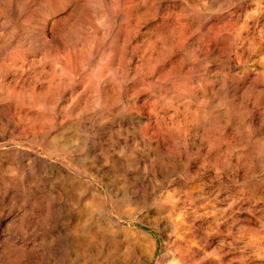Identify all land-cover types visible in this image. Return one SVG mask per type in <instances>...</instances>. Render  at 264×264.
Masks as SVG:
<instances>
[{
    "label": "bare ground",
    "instance_id": "bare-ground-1",
    "mask_svg": "<svg viewBox=\"0 0 264 264\" xmlns=\"http://www.w3.org/2000/svg\"><path fill=\"white\" fill-rule=\"evenodd\" d=\"M148 1L153 6L157 2ZM189 1L191 0L180 1L181 12L173 15L176 26L172 23L167 24L168 26L161 23L154 34L155 40L162 45L171 39V49L166 53L156 50L157 45L153 42L154 39L151 40V34L142 35V47L133 49L130 54L125 49L131 34H127L126 24L132 20L131 16L134 17L131 15L132 10L145 0H111L115 8H111L112 11L108 13L104 12L105 1L100 0L99 23L91 24L88 33L76 24L68 29V16L58 15L51 18L62 11V0L42 2L43 10L40 8L41 11L29 14L25 12L27 15L24 13V16L23 10H19L24 6L22 3L23 6L17 9V13L15 9V14H10L14 21L19 22L22 32L19 37L15 36L18 40L14 41L11 52L8 47L12 32L9 31L12 33L9 36L6 32L9 39L0 42V140L7 139L21 148L13 152L6 151L3 155L0 153V264H97L91 257V251H96L101 260L100 264H150L153 247L139 230L131 228L139 219L114 222L101 191L83 179L96 181L101 189H107L105 177L110 173L134 174L135 184L139 187L146 181L148 170L152 171L153 177L163 173L168 176L171 171L168 173L169 164L161 160L163 146L161 147L160 142L166 144L168 161L173 162L171 164L178 168L180 174L189 171L193 157L201 161L202 168L199 167L201 169L197 168L198 170H202L205 165L210 166L214 160L219 167V172L215 173L218 174L217 178H227L228 174L235 176L240 167L245 168L247 174H252L254 167H260L259 164L264 163V160H259L264 159V111L260 109L261 103H264V8L260 9V5L264 3L252 0L256 2L253 10L241 6L231 10L227 18L225 16L220 19L211 16L212 14L201 15V11L190 9L187 5ZM200 1L202 3L203 0ZM227 1H224L225 5L228 4L225 3ZM31 3L32 6L34 3ZM172 6L177 7L176 3ZM255 14L258 15L257 18L252 19ZM3 16L0 14V39L6 31V20L10 19L8 15ZM85 17L89 21L90 17ZM141 21L142 25L145 24L144 20ZM119 36L125 37L124 47L118 46L121 48L118 52L121 61L118 63L121 62L123 67L119 66L122 68L120 80L109 91L103 80L95 79L97 85L93 86L97 87L93 94L96 93L97 97L93 105L87 107L82 103V99L88 97L87 87L82 88L85 76L87 77L83 70V63L87 62L84 60L86 57L83 48L93 43L90 52L92 58L88 62H105L99 58V54L102 47L108 44L110 55L108 56V52L104 53L109 57L107 68L110 69L113 67L115 55L118 54L114 47ZM12 44L11 42L10 46ZM211 54H215L222 61L225 59V64L221 63L224 68L219 69V72L210 70L212 64L208 67L207 60ZM252 57L255 59L252 66L256 69L248 70ZM133 58L137 60L135 65L132 64ZM245 69L253 71L251 77L246 76ZM19 70L21 75H18ZM112 70L116 75L114 69ZM241 75L244 76L243 81L239 78ZM7 78L11 79L8 83ZM128 83L131 84L130 87L127 86ZM101 104L105 110L98 112L95 106ZM107 108H111V111ZM115 123L118 126L116 130L113 128ZM228 128L233 129L242 146H245L240 154L233 155L234 152L229 151ZM129 132L132 134L131 137L128 136L130 138L120 144L113 143L112 140L119 134ZM67 136L73 141H79L84 146L85 153H77V150H72L62 141H56L57 138L63 139ZM107 142L110 144L107 145ZM248 144L253 148L246 149ZM237 145L236 148L241 146ZM35 151H38L37 154ZM174 152L179 154L172 157ZM233 157L235 161H232ZM242 159L249 163H244L243 166L240 163L244 161ZM174 176L178 177L175 174ZM257 177L260 180L256 179L258 182L255 184L259 186L264 183V172L260 170ZM189 179L193 181L192 177ZM209 183L207 185L212 187V182L210 185ZM114 185V182H109L110 187ZM187 193L188 191L185 194ZM84 199L89 200L91 207L89 204L83 205ZM171 201L173 203V200L169 202ZM120 208L115 207L117 215L132 217L131 212H122ZM199 216L202 217L201 214ZM121 223H126L127 227H123ZM138 223L143 224L142 221ZM147 226L149 225L145 224ZM173 233L175 235L176 232ZM185 237L180 239L188 238ZM173 238L175 240L171 244L176 247L173 252L176 253L180 249V245L177 246V234Z\"/></svg>",
    "mask_w": 264,
    "mask_h": 264
},
{
    "label": "rangeland",
    "instance_id": "rangeland-1",
    "mask_svg": "<svg viewBox=\"0 0 264 264\" xmlns=\"http://www.w3.org/2000/svg\"><path fill=\"white\" fill-rule=\"evenodd\" d=\"M12 1H13V3H12ZM31 1H33V0H31ZM31 1L30 0H11V1L10 0H8V1L6 0L5 3H4V0H0V2H1L0 3V14L4 15V16L5 15L9 16L10 14L13 15V14H15V9H16V13H17L18 12L17 9L21 8L23 5L24 6L22 7V9H19L20 12H22L21 10H23V12H22L23 16L26 13L29 14V12H36V11L39 12V11L44 9L43 3L45 1H48V0H41V1L40 0H35V1L32 2L34 4H32ZM38 1H40V3ZM59 1H61V0H59ZM74 1L75 0H72V1L71 0L70 1L69 0H62V3H63L62 4L63 5L62 11L57 12L51 18H54V17H56L58 15L68 16V22H67V28L68 29H69V27L71 28L72 24H74V25L76 24L77 27H79L81 29H84V31L86 33H88L91 24L96 25V24L99 23V18H100L99 12L101 10L100 0H76L75 1L76 3ZM104 1H105L104 12L108 13V12L112 11L111 8H115L114 4L111 3V0H104ZM156 1L157 2L153 6V5H150V2L148 0H145V2L143 4L141 3V5L140 4L138 5L140 7L137 6L136 7L137 9L134 8L132 10L131 15H133L134 17L131 16L132 20H130V22H129L130 25H129V23L126 24V28L128 30L127 34L131 33V34H129L130 37L128 36L130 42H128L129 44H127L128 47L129 46L130 47L128 48L127 45H125V49L127 48L126 49L127 53L130 54L131 52L134 51L133 49H135V48L137 49L138 47H142L143 39H141L140 37L148 36L150 34H151V40L153 41V39H154L153 42L154 43L156 42V45H157L156 46V50L158 49L157 51L166 53L168 50L171 49L170 45H169L170 42H171V39H169V40H167L165 42V44H167V45H165V44L162 45V44L158 43L157 40H155L156 37L154 38V36H155L154 34H155V32H157L159 30V27H160L161 23H163L166 26L172 25V24H173V26L174 25L176 26L177 22L174 21L175 17L173 15H174V13L176 14V12L177 13L181 12L180 11L181 8L179 6L181 5L182 2H180L181 0H163V1L156 0ZM197 1H199V2H197ZM204 1L205 0L202 1L203 5H201L202 3H201L200 0H191V1H189L187 3V5L190 7V9H192L194 11H197V10H198V12L201 11L199 13L201 15L205 14L206 16H208V15L212 14L211 16L219 17L220 19H223L225 16H226L225 18H227L229 16V14L233 10H235L237 8H240L241 6H247L251 10H253V8L256 7L255 6L256 2H254L252 0H247V1L235 0V2H234V0H228L227 2H225L226 4L230 3L229 4L230 6L228 4L227 5L224 4V1H226V0H224V1H221V0H206L207 3H206V1L204 3ZM209 1H210V3H209ZM232 1L234 3V6H233ZM64 2H66V3H64ZM220 2L221 3L223 2L224 5L220 4ZM236 2H237V4H236ZM6 3H8L9 5L8 4L6 5ZM22 3H23V5H21ZM25 3H26V5H25ZM30 3L32 4V6L30 5ZM172 3L173 4L176 3L177 7L176 8L173 7ZM198 3H200V4H198ZM214 3H215L216 6L218 5L217 6L218 8L214 5ZM260 3H264V0H260ZM10 4H11V6H10ZM13 4L16 5V7ZM19 4H20V7H19ZM35 4H37V5H35ZM38 4H40V5H38ZM74 4H76V6ZM243 4H246V5H243ZM108 5H110V6L112 5V7H110ZM204 5H206L205 8H204ZM13 6H14V8H12ZM26 6L29 7V9ZM35 6H37L39 9L37 7L35 8ZM152 6L156 10L154 8H152ZM219 6H220V9H219ZM96 7H98V8H96ZM196 7L199 8L200 10L197 9ZM8 8H9V10H8ZM24 8H25V10H24ZM32 8H34V10H32ZM40 8H41V10H40ZM212 8H214V10H212ZM262 8H264V5L261 4L260 5V9H262ZM26 9L28 11H26ZM142 9H145L146 11L142 10ZM215 9H217V11ZM221 9H223V10H221ZM6 10L10 11V13L8 11H6ZM95 10H97V12H95ZM138 10H139V12H137ZM147 10H148V12H147ZM208 11H209V13H208ZM69 12H70V15H68ZM91 12H92V14H94L93 16H92ZM164 12L168 13V14H165ZM262 12H264V10H262ZM88 13H89V15H88ZM143 13H144V15H141ZM170 13H171V15H170ZM255 15H253L252 19L257 18L258 15L257 14H255ZM85 16L90 17L92 19L90 20V18H89V21H88V19ZM136 16H137V18H136ZM9 17H10V19L8 18L6 20V23H5V25H6L5 26V30L6 31H5L4 35H2L3 37L1 36V39H0L1 41L0 42H3L2 40H5V41L8 40L9 38H7V37L10 34L13 33L12 35H10V38H11L10 44H11V42L13 44L11 46L9 44V47H8V51L11 52L12 48H14V46H13V45H15L14 43L17 42V40H18L17 37H19V34L21 35L22 27H20L21 25L19 24L18 21H17L18 23L16 21H14V19H13V17H11V15ZM83 17H85L87 20L85 18H83ZM96 17H97V19H96ZM141 17H142V19H141ZM163 17H165V18H163ZM80 19L82 21H80ZM139 19H140V22H138ZM141 20H144L143 23H145V24L142 25V21ZM82 22L85 23V24H83ZM77 23H79V25ZM136 24H137L138 27H136ZM13 25H14L15 29L18 27L17 28L18 30L17 29L15 30L14 28L12 29ZM9 28H11V29H9ZM130 28H132L131 31H130ZM13 30H14L15 33L13 32ZM137 30L139 32H137ZM9 31L12 32V33H9ZM19 31H20V33H19ZM6 32H8V34ZM145 32L146 33L149 32V33L146 34ZM6 34L8 35L7 37H6ZM133 34H135V37H133ZM15 36H17V37H15ZM120 37H122V36H119V38L117 40L118 41L117 43L119 44V42H120V44L118 45L116 43V46L114 47L115 50H116V54L121 50V48L124 47L123 46V40H124L125 37H122V38H120ZM93 45L94 44L92 43L91 45L83 48V51H84L83 54H85V57H86L84 60L87 61L86 63L84 61L85 65L83 63V70L85 71V73H87L85 75H87V77L89 79L85 76V80H84V84H83L82 88L85 86L84 88L86 89V87H87V89H88L87 96L88 97H84L82 99V103L84 105H86L87 107L92 106L93 102L95 101V98L97 97L96 93L93 94L94 92H96L95 88L97 87V86L96 87L93 86L94 84L97 85V81L95 79L103 80L105 82V87L108 88V90L110 91V88L112 87V85L118 83V81L120 80V78H119L120 76L119 75H121L122 68H123L121 66V62H120V64L118 63L119 61H121V59L119 58L120 57L119 53L117 54V56L115 55V57H114L115 59L113 60V62H114L113 63V67L110 68V69L107 68V67H109V66H107L108 63H109V60L107 61V59H109L108 56L110 55L109 52L111 51V49H110L108 44H106L105 47H102V49L100 50L101 52L99 54V58L102 59V60H105L106 63L104 61H101V60L100 61L96 60L97 62L94 61L93 63H92V61L88 62L92 58V54L90 52H91V48H92ZM120 45H121V48H119ZM163 46L165 47L164 48L165 50L162 48ZM160 48H162V49H160ZM103 49H104V51H103ZM102 51H103V53H102ZM104 52L106 54L108 52V56H105ZM106 57H108V58H106ZM215 57H216L215 54H211L210 55L211 59L209 58L207 60V64H208V67H209V64H212V65H210V70H212V69H213V71H217L218 70L217 72H219V69L224 68L221 65V63L224 65L225 64V59H223V61H222V59L216 57L218 59V61H217V59ZM135 59L136 58L132 59V62H133L132 64H134V65L137 64V60H135ZM209 60H210V62H209ZM134 61H136V62H134ZM211 61L214 62V63H211ZM254 61H255V59L253 60V57H252L250 62H249V64L250 63L251 64L250 65L248 64V70H255L256 69L255 66H252V65H254V63H253ZM0 62H1V60H0ZM90 64H92L91 65L92 67L90 66ZM93 64H94V66H93ZM100 64H101V66H100ZM104 64H106V67H105ZM114 64H115V66H114ZM103 65H104V67H102ZM116 65H118L117 66L118 69L121 68V67L122 68L118 70V69H116ZM17 66L19 67V65H17ZM119 66H121V67H119ZM88 68H89V70H93V71H89ZM101 69L103 71L104 70H107V71L109 70V71H108V73H107V71L106 72L104 71L105 72L104 73ZM112 69H114V71L116 72V75H115V73L112 72L113 71ZM95 70H97L98 73ZM117 70L120 72V74H118L119 72ZM100 71H102L103 74ZM109 73H111V74H109ZM244 73L246 74L247 77L248 76L251 77L252 74H253V71L250 72V71H246V69H245ZM21 74L22 73L19 70L18 71V75H21ZM92 74H94L93 76L96 75L95 76L96 78L93 77ZM108 75H109V77H108ZM242 76L243 75L239 76V78L241 77L240 79L243 81L244 76L243 77ZM9 81H11V79L7 78L6 79V83H8ZM94 81H96V82H94ZM127 86L130 87L131 84L128 83ZM92 87H94V88H92ZM90 88H92V89H90ZM107 93L110 95L109 92H107ZM95 108H96V110L98 112H100L101 110H105V108H104V106L102 104L101 105H96ZM107 109L110 110L111 108H107ZM260 109L262 111H264V103H261ZM117 127L118 126L115 123L113 128L116 130ZM232 131H233L232 128H228L227 129L228 141H229V144H228L229 151H233L234 152L233 155L240 154L239 152L242 151L244 145L242 146L241 142L238 140L239 139L238 136H236L234 131L233 132ZM128 136H130V137L132 136L131 132H129V133H121V134H119V136L115 137L114 140H112V141H113L114 144H120L123 141H125L127 138H130ZM63 139L62 138H57L56 141H62L63 143H65L67 145V147L72 148V150H77V153H80V154L81 153L82 154L85 153L84 148H83L84 146L79 141H73L68 136H67V138L64 137ZM152 140L154 141V139H152ZM0 141H1V144H0V153H1V155H3V153L6 152V151L7 152H13V151L18 150V149L21 148L19 146L17 147L16 144H13V143L11 144L9 142V140H7V139L0 140ZM8 143H10V144H8ZM106 144L109 145L110 142L109 143L107 142ZM160 145H161V147L163 146L162 149L164 148V150L161 149V155H160L161 156V160H162V162H166L167 165L169 164V166H167L168 173L171 171L170 173L172 174V176H171L170 173H169L168 176H166V174L163 173V174H161V176L160 175H156L155 176L156 178H155V177L152 176V171L148 170L146 172L148 174V176L146 175V177H147L146 181H144L143 185H141L139 187V185L135 184L134 178L136 177V175H134V174L127 175L124 172L110 173V174L107 175V177H105V183H107V185H108L107 189H104V188L101 189L99 184L96 181L90 182L88 179H83L82 178L83 180L87 181L89 184L93 185L94 188L96 187V189L101 191L102 198L107 201L108 208H109L108 210L109 211L111 210L110 211V213H111L110 216H111V219H113L114 222H118L119 220L120 221L121 220H125L126 221V220H129V219H132V220H135V221H137L139 219L138 221H142L143 222V224H142L143 226L141 224H139L138 221H137V222H135V224L133 226H131V228H135L137 231L139 230L138 232L143 237H145L149 241V243L151 244V247H153L151 249V252L153 253V259H152L150 264H161V263L165 264L166 261H167L166 264H264V253H262V252H264V247H262V246H264V197H262V195H264V183L260 184L259 186H257L255 184V182H258L256 179L260 180L257 177L259 175V173H260V170H262V172H264V166H262V165H264V163L259 164V166L261 165L260 167H254L253 168L254 170H252L253 172L251 171L252 174L251 173L247 174L245 168L243 169L242 167H240L239 169L241 170V172L239 170L237 175H235V176L233 174H228L227 178H225L226 176L224 178H217L218 174H215V173L219 172V171L217 172V170H219V167L216 165L214 160H212L214 163L211 162L212 164L210 166L209 165H207V166L205 165V167L202 170H198V169L202 168L201 167V161L197 157H193L195 159L191 158L192 165L189 168V171H187V173H185V174H183V173L180 174L181 172L178 170V168L175 167V165H172L173 162L172 161H168L169 152H167L166 144L160 142ZM236 145L237 146L241 145L242 146V147L240 146L241 149H239L240 147L236 148ZM244 148H245V146H244ZM249 148L252 149L253 146L248 144V146H246V149H249ZM37 152L35 151L36 154H37ZM176 154L178 155L179 153L178 152H174L172 157L177 156ZM244 159H242V160H244ZM4 160H7V159L4 158ZM259 160L261 162L264 159L260 158ZM232 161H235V157H233ZM244 161L240 162V163L243 164V166H244V163L245 164L249 163L247 160H244ZM5 162H7V161H5ZM199 167H201V168H199ZM260 168H262V169H260ZM208 169H209V171H208ZM177 170L179 171V173H178ZM255 170H256L257 173L255 172ZM191 172H193V173H191ZM202 172H205V173L203 174ZM174 174L177 175L178 177L174 176ZM208 174H210V175H208ZM242 174H243V176L246 175V176H244L245 178L241 176ZM165 176L168 177V178H170V177H172V178L168 181V178H166ZM236 176H237V178L239 180H237ZM189 177H192L193 181L190 180L191 178L189 179ZM246 177H247L248 180L246 179ZM150 178L153 179V180H151ZM187 178L189 179V181H188ZM155 179H156V181H154ZM177 179H179V180H177ZM200 179L202 180V183H201ZM148 180H150V182H152V183H149ZM182 180L184 182H182ZM231 180H232L233 183L231 182ZM241 180H243V181H241ZM249 180H250V182H249ZM209 181L212 182V187L210 185L211 182L209 183ZM109 182H114L115 185L110 187L109 186ZM205 182H206V185H204ZM208 183H209L210 186L207 185ZM234 183H236V185ZM145 184H147V185L151 184L150 185L151 187L147 186V185L144 186ZM201 184H203V185H201ZM213 185L214 186L216 185V186L214 187ZM220 185H222V186H220ZM224 185H225V187H224ZM131 187H132V189H131ZM261 189H262V191H261ZM186 190L188 191L187 194H189V195L185 194L187 192ZM140 191H142V193H140ZM254 191H256L257 193L259 192V193L257 194ZM58 193L60 194V192H58ZM191 194H192V196H191ZM196 195H197V197H196ZM214 195H215V198H214ZM189 196H191L190 199H189ZM202 196H203L204 199L202 198ZM128 198H130V199H128ZM193 198H195L194 201H193ZM85 200H86V203H85ZM138 200H141V201H138ZM170 200H173V203H172V201L169 202ZM181 200H183V201H181ZM205 200H206L207 203L205 202ZM141 202H143V203H141ZM147 202H149V203H147ZM168 202L173 207H171L168 204ZM209 202H210V204H208ZM229 202L231 203V205H230ZM135 203H136V205H135ZM183 203H185L184 206L182 205ZM68 204H70V202ZM86 204L87 205L89 204V200L84 199L83 205H86ZM139 204H141V205L139 206ZM165 204H167V205H165ZM90 205L91 204H89V207H91ZM177 206H179L180 208H176ZM230 206H231V208H230ZM115 207H118V208L121 207L120 209H121L122 212L123 211L124 212L125 211L129 212V213L131 212L133 218L132 217L129 218L126 215H122L123 217L121 215H117V213L115 212L116 211ZM141 207H143L144 209H141ZM132 208H134L133 211H132ZM112 209H114V210H112ZM172 209L175 210V212L178 213V214H176ZM165 212H167V213H165ZM91 213H93V212H91ZM182 213L184 214V216H183ZM180 214H182V215H180ZM200 214H201V216H202L201 218H203V220L200 218V216H199ZM93 216H95L94 213H93ZM118 216H120L121 219ZM164 216L166 217V219H165ZM205 216H206L207 219L205 218ZM146 217H147V219H146ZM170 222H172V224ZM156 223H157V225H156ZM145 224L146 225L148 224L149 226L145 227ZM178 224H180L181 226L178 225ZM121 225L123 227H127L126 223H121ZM165 226H167V227H165ZM186 228H188V229H186ZM169 229H171L172 231L170 230V232H169ZM191 231H192V233H191ZM173 232H176L175 235H174ZM185 232L188 233V234H185ZM182 233H184V234H182ZM176 234H177V238H176L177 239V246L180 245V247H178V248L181 249V250L178 249V252H176L177 254L173 253V252H175V250H176L175 248L176 247L173 246V244H171V243H173L172 241L175 240V238H173V237H176ZM180 234H181V236H180ZM166 235H168V236H166ZM169 235H171L172 237L169 236ZM185 235H186V237H185ZM182 236H184L185 238H187V237L188 238L185 239V240H181L180 238H182V239L184 238ZM167 239L170 240L169 243L171 245L168 243ZM167 244H169V245H167ZM168 250L171 253H169ZM168 253H169V255H168ZM258 253H259V255H258ZM90 254L92 255V256L91 255L90 256L93 258V260H95L97 262V264L101 263V260L99 259L100 257H98L96 255V251H91ZM171 254H173L175 256L172 255V257H173L172 258ZM166 257L167 258L170 257V258L167 260ZM174 257H176V258H174ZM160 258H161V260L163 262L160 260ZM164 260H166V261H164ZM145 261H146V259H145Z\"/></svg>",
    "mask_w": 264,
    "mask_h": 264
}]
</instances>
